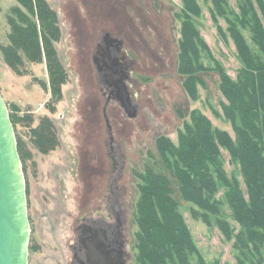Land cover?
<instances>
[{"label":"rangeland","instance_id":"obj_1","mask_svg":"<svg viewBox=\"0 0 264 264\" xmlns=\"http://www.w3.org/2000/svg\"><path fill=\"white\" fill-rule=\"evenodd\" d=\"M47 2L57 14L60 37L54 40V48L62 72L50 71L45 53L43 63L23 57L15 65L16 58L13 63L8 59L4 52L12 33L8 17L21 5L18 0H0V92L15 129L26 183L29 247L39 248L29 255V264H68L76 214L99 206L111 182L115 188V179L127 216L132 264H138L140 175L149 166L169 173L158 151V139L168 137L178 144L195 110L235 138L233 125L223 114L226 100L217 67L220 64L236 79L243 63L229 33L227 40L219 34L210 0L200 1L197 24L209 46V52L202 51L203 61L212 69L199 74L203 83H197L195 97L187 87L188 75L180 71L181 0ZM229 2L238 9V0ZM220 24L227 30L226 21L221 19ZM105 32L124 41L133 62L130 86L138 106L136 118L128 117L115 100L106 104L93 63ZM19 69L27 73L22 75ZM52 72L62 79L61 85L52 83ZM223 161L228 175L241 179L239 166L227 150H223ZM172 180L175 198L205 261L237 264L234 241L225 239L213 218L207 223L204 217H196L191 210L196 206L183 199L178 182ZM224 191L219 193L222 198ZM224 210L228 216L227 204Z\"/></svg>","mask_w":264,"mask_h":264},{"label":"trees","instance_id":"obj_2","mask_svg":"<svg viewBox=\"0 0 264 264\" xmlns=\"http://www.w3.org/2000/svg\"><path fill=\"white\" fill-rule=\"evenodd\" d=\"M200 1L181 0L180 71L188 75L187 87L194 97L197 83H203L199 74L212 69L202 57L209 46L197 24L202 14ZM18 2L21 7H14L8 17L12 33L5 55L12 63L16 58L17 65L23 57L31 63H43L45 53L50 71L62 72L54 48V40L60 37L56 12L47 0ZM210 2L219 34L227 40L229 33L243 63L236 79L220 64L217 67L226 100L222 102L223 114L232 123L236 137L214 127L208 116L195 110L178 144L168 137L158 139V151L169 173L149 166L140 175L136 204L138 264H208L175 198L172 179L178 182L183 199L196 206L191 208L193 214L204 217L207 223L213 218L225 239L234 241L237 264H264V0H238V9L231 7L229 0ZM221 19L226 21L227 30ZM51 76L53 84L62 80L54 72ZM46 123L49 128L50 123ZM223 150L239 166L241 179L228 175ZM223 189L224 198L219 196ZM225 204L230 209L228 216L223 211Z\"/></svg>","mask_w":264,"mask_h":264},{"label":"water","instance_id":"obj_3","mask_svg":"<svg viewBox=\"0 0 264 264\" xmlns=\"http://www.w3.org/2000/svg\"><path fill=\"white\" fill-rule=\"evenodd\" d=\"M114 44L123 47L124 41L105 32L97 46L94 64L99 72L110 71V86L118 93L117 102L128 117L136 118L138 106L134 103V93H130L115 68L117 64L106 53ZM105 117L111 129L106 109ZM29 242L30 220L22 162L10 112L0 92V264H29Z\"/></svg>","mask_w":264,"mask_h":264},{"label":"flooded vegetation","instance_id":"obj_4","mask_svg":"<svg viewBox=\"0 0 264 264\" xmlns=\"http://www.w3.org/2000/svg\"><path fill=\"white\" fill-rule=\"evenodd\" d=\"M108 49L106 53L109 59L117 64L115 68L131 93L133 90L130 86L132 81L130 68L133 62L128 57L125 44L123 47L114 44ZM96 70L103 84L101 90L107 98L106 104L112 100L117 101L118 93L114 87L110 86V71L105 69L99 72L97 67ZM114 181L115 188L111 182V189L103 197L99 206H94L82 214H76L72 226V239L68 244L71 253L68 264H132L127 235V216L116 184L117 179ZM38 249L36 246H32L31 249L29 247V255Z\"/></svg>","mask_w":264,"mask_h":264}]
</instances>
